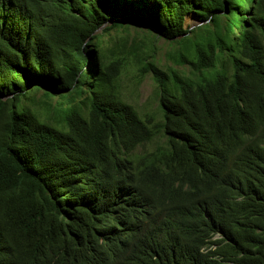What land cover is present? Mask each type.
Masks as SVG:
<instances>
[{
  "label": "trees",
  "instance_id": "1",
  "mask_svg": "<svg viewBox=\"0 0 264 264\" xmlns=\"http://www.w3.org/2000/svg\"><path fill=\"white\" fill-rule=\"evenodd\" d=\"M141 27L159 120L99 51ZM0 264H264V0H0Z\"/></svg>",
  "mask_w": 264,
  "mask_h": 264
},
{
  "label": "rangeland",
  "instance_id": "2",
  "mask_svg": "<svg viewBox=\"0 0 264 264\" xmlns=\"http://www.w3.org/2000/svg\"><path fill=\"white\" fill-rule=\"evenodd\" d=\"M186 21V27L192 26V29L202 25L199 24L198 19L192 16H188ZM141 28L144 31L142 29H130L128 33L122 32L121 30H112L103 34V30H100L97 33L100 36L99 51L103 50L108 54L105 58V62L107 63L118 56L122 59L115 70L113 67V69L106 72L108 76L113 78V82L110 84L112 92L114 91L123 101L134 106L141 116L145 117L154 114L159 120L157 85L154 78H152V74L148 73L143 75L142 65L138 60L129 54L119 53L118 47L125 40L127 49H134L135 47L144 64L147 62H155L162 70H167L170 67L179 70L183 69L186 75L189 74L190 70L185 67L175 66L170 59V54L179 49L177 43H170L164 40V38L155 39L149 33L145 32L148 28ZM112 51L116 54L114 57L111 54ZM71 94V90L66 88L61 91V94L57 93L54 102L60 96L64 100H67L71 97ZM45 101L43 90H36L35 86L32 85L26 93L23 104L32 110V112L44 116L46 114Z\"/></svg>",
  "mask_w": 264,
  "mask_h": 264
},
{
  "label": "clouds",
  "instance_id": "3",
  "mask_svg": "<svg viewBox=\"0 0 264 264\" xmlns=\"http://www.w3.org/2000/svg\"><path fill=\"white\" fill-rule=\"evenodd\" d=\"M206 216L208 217V215H206ZM214 238L215 239H219L220 238V234L216 235Z\"/></svg>",
  "mask_w": 264,
  "mask_h": 264
},
{
  "label": "water",
  "instance_id": "4",
  "mask_svg": "<svg viewBox=\"0 0 264 264\" xmlns=\"http://www.w3.org/2000/svg\"><path fill=\"white\" fill-rule=\"evenodd\" d=\"M199 24H203L202 22H200ZM186 25H187V21H186ZM190 29H192V26H191V28Z\"/></svg>",
  "mask_w": 264,
  "mask_h": 264
}]
</instances>
